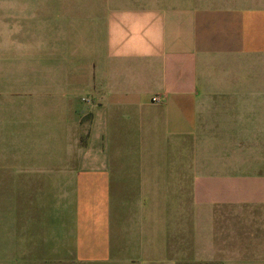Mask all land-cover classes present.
<instances>
[{
  "label": "crops",
  "instance_id": "0c3cea01",
  "mask_svg": "<svg viewBox=\"0 0 264 264\" xmlns=\"http://www.w3.org/2000/svg\"><path fill=\"white\" fill-rule=\"evenodd\" d=\"M8 12L0 264H264V0Z\"/></svg>",
  "mask_w": 264,
  "mask_h": 264
},
{
  "label": "rangeland",
  "instance_id": "374dc122",
  "mask_svg": "<svg viewBox=\"0 0 264 264\" xmlns=\"http://www.w3.org/2000/svg\"><path fill=\"white\" fill-rule=\"evenodd\" d=\"M10 20L11 14L9 12L0 13V37L5 38L11 35ZM23 30H25V28ZM15 31H17V27ZM1 53L2 51L0 50V166L10 167L12 138L10 105L11 101L16 98V91L12 89L13 82H11L9 75V72H11L10 57L5 54L2 56ZM3 176L9 179L10 169L7 170ZM1 177L2 176H0V179Z\"/></svg>",
  "mask_w": 264,
  "mask_h": 264
},
{
  "label": "built area",
  "instance_id": "2783aa9c",
  "mask_svg": "<svg viewBox=\"0 0 264 264\" xmlns=\"http://www.w3.org/2000/svg\"><path fill=\"white\" fill-rule=\"evenodd\" d=\"M152 101H153V102H156V103L159 102V100H158L157 97L152 98Z\"/></svg>",
  "mask_w": 264,
  "mask_h": 264
}]
</instances>
